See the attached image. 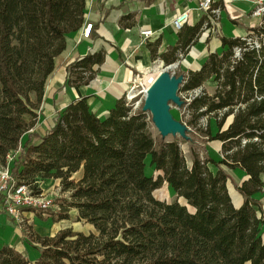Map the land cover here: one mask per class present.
Instances as JSON below:
<instances>
[{
	"label": "trees",
	"instance_id": "trees-1",
	"mask_svg": "<svg viewBox=\"0 0 264 264\" xmlns=\"http://www.w3.org/2000/svg\"><path fill=\"white\" fill-rule=\"evenodd\" d=\"M85 6L86 0H0V163L18 149L9 164L14 180L40 192L37 179H58L69 196L58 203L55 221L69 219L76 208L77 220L94 228L68 227L54 236L28 230V241L40 250L34 264H264V21L245 27L242 37L217 34L223 50L183 74L178 91L200 89L187 101L188 139L156 140L143 103L134 107L123 95L102 118L87 96L77 98L36 130L55 59L66 36L82 25ZM211 8L225 10L222 0ZM214 16L204 12L193 26H183L163 52L159 39L148 42L150 57L177 62ZM104 56H77L66 65V85H87ZM207 82L214 84L210 92ZM213 141L220 143L219 159L206 150ZM147 158L156 176L145 173ZM225 168L246 176L234 183L243 198L238 207ZM164 183L175 193L170 202L153 196ZM30 263L17 249L0 246V264Z\"/></svg>",
	"mask_w": 264,
	"mask_h": 264
},
{
	"label": "crops",
	"instance_id": "crops-1",
	"mask_svg": "<svg viewBox=\"0 0 264 264\" xmlns=\"http://www.w3.org/2000/svg\"><path fill=\"white\" fill-rule=\"evenodd\" d=\"M200 1L86 0L82 25L77 31L66 36V47L55 59V70L45 87L36 130H43L49 126L53 122L55 111H60L71 101L83 96L88 97V104L98 117H105L116 99L128 89L133 79L136 76L146 75V69L158 61L150 57L146 44L159 39L158 52H163L167 47L174 45L178 40L179 32L173 27L174 19L183 11H188L189 24L185 27L196 24L204 13L199 8ZM223 4L225 10L220 9L215 30L204 29L188 52L178 60L186 70H198L210 52L220 53L223 50L217 34L233 38L242 37L246 33L245 27L251 26L250 22H253V19H249L248 23L247 19L242 17L250 9L249 5L241 0L223 2ZM126 15H131V18L121 21V18ZM227 15L241 24H232ZM88 23H92V27L88 37H83L82 31ZM141 30L153 32L145 43L139 42ZM98 51H104L105 56L100 65L93 67L96 71L93 79L83 86L66 85V65L77 56ZM230 121L231 117L228 118L226 124ZM218 145L220 149V143ZM147 160L148 158L145 173L148 172L147 175L150 176L160 173ZM232 170L241 173L242 178L239 183L246 178L242 170L238 168ZM227 189L234 206H240L243 201L242 196L234 186L230 188L228 182ZM24 216L28 219L27 226L25 223H14L0 209V246L7 245L17 249L25 254L30 264H34L40 250L36 243L28 241V230L40 236H54L61 229L54 231V227L39 225L37 216L31 211H25ZM64 228L66 227H62ZM29 247L34 250V256L28 251Z\"/></svg>",
	"mask_w": 264,
	"mask_h": 264
},
{
	"label": "rangeland",
	"instance_id": "rangeland-1",
	"mask_svg": "<svg viewBox=\"0 0 264 264\" xmlns=\"http://www.w3.org/2000/svg\"><path fill=\"white\" fill-rule=\"evenodd\" d=\"M242 2H244L245 4L250 6V9L245 12L244 18L247 19L246 22L249 23V19H253V22H250L252 24L250 25H255L257 23H259L260 21H262V19L259 16H254L252 15V10L251 8L253 7V0H241ZM168 65H165L163 62L161 61H157L152 67L151 70L148 74H144L141 77L143 78L142 81L146 82L147 81V76L149 77H154V75L156 73H158L161 70H166V72H168L169 76H174V77H181L184 73H186V70L182 64L180 63V61H177L173 64V66H171L170 68H167ZM148 84V83H147ZM214 84L211 82H207L206 84H204V88L207 91H211L213 88ZM177 95L179 97L180 100V104L177 103H173L170 102L169 103V113L171 115V117L178 123H180L182 126H184L186 128V125L184 123L185 120L188 119V115H187V101L186 98H188L187 94L184 91H178ZM144 100V96L143 95H138L137 98L134 100V103L136 104L135 107H137L140 103H143ZM147 115H150V118L152 117V114L147 111L146 112ZM38 121V119H37ZM203 123L205 124V120L203 119ZM210 124H211V128L212 130H215V125H214V121L213 119H210ZM185 130V129H184ZM151 132L153 137L156 140H159V138H164V139H172L173 137H180L182 139H188L187 137H183L180 136L179 132L176 133H170L166 136H161L159 134V132L156 130V128L153 125V120L151 119ZM181 147L183 149V153L185 154L186 158L189 159V152H188V144L187 142H182L181 143ZM206 150L207 152L213 156L214 158H219L220 154V149H219V145L217 142L213 141V142H209L206 144ZM147 162L149 163V158L147 160ZM149 165V164H148ZM147 168H149L147 166ZM226 172L229 174L230 179L228 181V185L230 188H232V186H234V183H239L240 179L242 178L241 173L238 172L237 170H232V169H227L225 168ZM148 174V172H147ZM80 176V173H75L73 175L74 179H78ZM262 178L264 179V175H262ZM38 185L41 187V190L46 193V195H48V197L51 199V202L58 205V203L60 201H63L64 199L68 198L69 194L68 193H63L61 191V186H60V182L58 179L55 178H40L37 179ZM153 196L158 199V200H162V201H166V202H170L175 198V193L173 191H171V189L169 187H167V185L164 183L160 188L156 189L153 191ZM259 197L260 200L263 204V208H264V188L262 189V192L259 193ZM180 202H182L181 199H179ZM66 205V203H64ZM54 207L53 208H49L46 212L45 215H42L41 211H33V213L37 216V221L38 224L43 226V227H54V231H56V229L60 228L62 229V227H72L74 230H80L83 231L84 233H87L89 231H94V228L91 224L86 223L83 220L78 221L77 220V216H78V211L76 208H70L69 209V219H64V220H60V221H55V214H54ZM48 219H50L48 221ZM28 219L25 218L24 216V222L27 226V221ZM47 221V222H46ZM262 236L264 238V224L262 225ZM28 251L30 252V254L32 256H34V250L32 248H28Z\"/></svg>",
	"mask_w": 264,
	"mask_h": 264
},
{
	"label": "built area",
	"instance_id": "built-area-1",
	"mask_svg": "<svg viewBox=\"0 0 264 264\" xmlns=\"http://www.w3.org/2000/svg\"><path fill=\"white\" fill-rule=\"evenodd\" d=\"M216 0H201L199 2V8L203 12L213 13L215 16L211 20L212 26L210 29L212 31L215 30L217 16L220 13V9H212L211 5ZM234 0H222V2H229ZM253 7L251 8L252 15L259 16L262 21H264V0H253ZM189 24V12L183 11L178 17H176L173 21V27L175 30L179 31L183 26ZM251 26H254L251 25ZM92 27V23H88L85 25L82 36L88 37L90 29ZM153 32L151 30H141L140 31V43H145L151 36ZM239 54V49H236L235 55ZM151 70V67L146 69V73L148 74ZM150 77L149 79L151 80ZM142 77L136 76L128 89L123 93L126 101H134L138 95L145 94L148 89V80L146 82L142 81ZM148 83V84H147ZM200 92L199 88L188 91L186 94L188 98L186 100H190V97L196 96ZM134 103V107H135ZM30 129L29 131H31ZM18 150V149H17ZM17 150L10 151L3 163H0V209L16 224H23L24 222V212L25 211H41L42 214L49 208H53L54 210H59V206L52 203L51 199L41 190V187L38 185L40 192H34L30 185L25 183H18L14 180V178L10 174L9 164L12 161L14 154Z\"/></svg>",
	"mask_w": 264,
	"mask_h": 264
},
{
	"label": "water",
	"instance_id": "water-1",
	"mask_svg": "<svg viewBox=\"0 0 264 264\" xmlns=\"http://www.w3.org/2000/svg\"><path fill=\"white\" fill-rule=\"evenodd\" d=\"M182 79L183 75L169 76L168 72L164 71L144 94L142 110L152 114L153 125L162 137L176 132H179L180 136L187 137L185 134L187 127L176 122L169 113L170 102L180 104L177 92Z\"/></svg>",
	"mask_w": 264,
	"mask_h": 264
},
{
	"label": "bare ground",
	"instance_id": "bare-ground-1",
	"mask_svg": "<svg viewBox=\"0 0 264 264\" xmlns=\"http://www.w3.org/2000/svg\"><path fill=\"white\" fill-rule=\"evenodd\" d=\"M173 66V65H172ZM171 66H168L167 68H170ZM164 71H166L165 69L164 70H161V71H159L158 73H156L155 75H154V77L153 78H151V80L149 79V77H148V82H149V84H148V88L152 85V83H154V81L164 72Z\"/></svg>",
	"mask_w": 264,
	"mask_h": 264
}]
</instances>
